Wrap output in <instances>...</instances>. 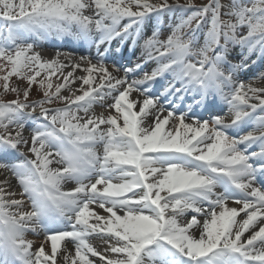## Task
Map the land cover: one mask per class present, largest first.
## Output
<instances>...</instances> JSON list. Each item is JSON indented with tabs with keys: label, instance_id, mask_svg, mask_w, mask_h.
I'll list each match as a JSON object with an SVG mask.
<instances>
[{
	"label": "snow or ice",
	"instance_id": "6c2138e0",
	"mask_svg": "<svg viewBox=\"0 0 264 264\" xmlns=\"http://www.w3.org/2000/svg\"><path fill=\"white\" fill-rule=\"evenodd\" d=\"M66 37L88 54L34 50ZM116 40L141 50L123 77ZM257 61L264 0H0V264H264V87L239 79Z\"/></svg>",
	"mask_w": 264,
	"mask_h": 264
},
{
	"label": "bare ground",
	"instance_id": "6f19581e",
	"mask_svg": "<svg viewBox=\"0 0 264 264\" xmlns=\"http://www.w3.org/2000/svg\"><path fill=\"white\" fill-rule=\"evenodd\" d=\"M69 40H70V41H73L71 38H69ZM46 42H47V41H46ZM73 42H74L75 44L81 46V44H78V43L75 42V41H73ZM49 45H51V43H49ZM121 46H123V45H121ZM62 50H65V49H62ZM86 54H88V53H86ZM92 55H95V53H93ZM78 57H79V56L74 55V56H73V59H78ZM61 59H64V58L61 57ZM139 62H141V59H140L137 63H139ZM106 63H107V66H108L109 70L112 71V68H111V66H110L111 64H110V58H109V57L106 58ZM135 64H136V63H135ZM135 64H133L131 68H134ZM263 66H264V62H261V61H257V63L254 64V65L250 64V66L247 68V70H245V71L239 73V79H241V80H243L244 82H246V80H248V79H250V78L252 79L253 77H259L261 73H264ZM153 67H155V62H150V63H147V64L144 65L142 71H133V72H130V73L128 74V79H129V81L134 80V79H140V78H142L143 73H144V72H150V71L152 70ZM69 70H70V69L66 68V69L64 70V72L67 73V71H69ZM81 74H83V73H80L79 71H77V73H76V75H81ZM115 74L118 75V76H120V77H123V76H124V71L120 68V71H119L118 73H115ZM259 80H260V79H257V80L254 81L253 83H258ZM161 81H163V80H160V82H161ZM156 83H157V82H156ZM158 84H159V83H158ZM75 86L77 87V86H78V83H77V85H75ZM143 86L145 87V86H147V84H145V85H140L141 88H143ZM260 87H264V85L262 86V84H260ZM156 88H157V86H156ZM156 88H154L153 92L156 91ZM153 92H152L151 94H153ZM131 98H133V99H140V100L143 99V97L139 96V94L136 93V92L132 93ZM110 102H111V101H109V103H110ZM160 102H161V103L164 102V98H163V97L161 98V101H160ZM225 108H226V106H225ZM95 111H96L97 113H100L101 111H103V109L97 107V108L95 109ZM105 114H107V113H105ZM165 114H166V113H165ZM3 178H4V176H3L2 172L0 171V179H3ZM9 178L11 179V182H12V184H13V187L18 191V187H17V186L14 184V182L12 181V178L10 177V174H9ZM70 187H71V185L68 186V187H66V190H67L68 188H70ZM16 198H19V197H16ZM229 206H231V207H239V205H234V204H229ZM98 211H101V210H98ZM27 238H28V239H31V240H33V241H35V243H34V248H35V247H38L39 244L41 243V241L44 239L43 235H39V236H37V235H35V234H29ZM91 242H92L94 245H96V246H100V250H101V251L103 250V245H101V242H100L98 239H96V238H91Z\"/></svg>",
	"mask_w": 264,
	"mask_h": 264
},
{
	"label": "rangeland",
	"instance_id": "374dc122",
	"mask_svg": "<svg viewBox=\"0 0 264 264\" xmlns=\"http://www.w3.org/2000/svg\"><path fill=\"white\" fill-rule=\"evenodd\" d=\"M169 3H173V0H168ZM178 2L180 4H184L187 2V0H178ZM192 4L195 5V6H202L203 4H206L208 3V0H191ZM222 3L224 2H227V0H221ZM175 22V18L173 20H170L168 21V24L167 27H172L173 24ZM187 31V30H185ZM169 34V33H168ZM167 34H164V36H161V39H164L166 38ZM202 40H203V37L201 36L200 37V41L202 43ZM141 43H143V41H141ZM65 70V69H64ZM0 75H2V73H0ZM39 79V78H38ZM250 80V79H249ZM52 82H53V85H55L56 83H59L60 81L57 80L56 77H52ZM254 81L251 79V81H246L245 83L248 84V83H252L254 87H260V84H262V86L264 85V80H259L258 83H253ZM2 81H0V92L3 91L2 89ZM10 85L11 86H19L20 88H26L27 87V84L25 81L23 80H18L16 77H12L11 80H10ZM79 86V84H78ZM77 86V87H78ZM65 95H67L68 93L65 91L64 92ZM15 98V95L14 94H8L6 96H0V100H8V99H14ZM38 98H41V94L37 92L36 90V85H33L31 91H30V95H29V100H33V99H38ZM55 106H62V105H52L51 107H55ZM38 113V111H37ZM27 135V133H26ZM22 151H25L27 152L26 149H21ZM2 172V170H0ZM12 181L14 182V184L16 185V181L14 178H12ZM17 186V185H16ZM18 187V186H17Z\"/></svg>",
	"mask_w": 264,
	"mask_h": 264
}]
</instances>
